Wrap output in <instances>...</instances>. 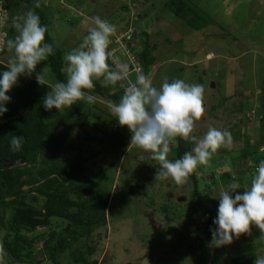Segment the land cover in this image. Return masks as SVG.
Masks as SVG:
<instances>
[{"label":"rangeland","instance_id":"rangeland-1","mask_svg":"<svg viewBox=\"0 0 264 264\" xmlns=\"http://www.w3.org/2000/svg\"><path fill=\"white\" fill-rule=\"evenodd\" d=\"M173 1L187 5L214 25L193 31L168 10L167 4ZM173 1L39 0V3L48 17L47 28L53 43L64 55L79 47L89 29L95 26L97 16L113 25L116 23L118 31L127 28L126 34L137 32L133 40L138 47H132L134 49H139L144 41L140 34L147 33L150 44L155 47V61L148 77L158 88L164 77L169 82L174 79L188 83L201 81L206 111L196 123L194 135L202 137L209 126L231 133L232 146L221 148L218 153L222 157L221 166L228 167L237 179L244 167L241 153L245 150V138L250 144L264 139V124L262 127L261 123L257 124L260 115H264V0ZM15 16L12 11L11 14L0 13V57L5 61L11 55L5 42L9 36L16 35L15 31L9 34L14 30ZM157 27L161 34L154 37ZM115 57L128 66L124 56ZM45 67L41 62L31 77L24 76L36 80V73ZM44 76L45 84L51 87L55 83L53 75L48 70ZM108 104L98 98L92 105L85 103L84 109L90 108L91 112L86 120L80 118V127L66 141L61 155L66 165L74 164L78 171L80 168L81 178L95 180L110 190L106 222L86 238L73 242L59 258V264H76L75 256L81 259L79 264H192L191 254L201 237L202 231L198 229L206 212L190 200L192 181L188 178L187 183L176 184L171 179L156 180L157 162L146 154L141 161L142 150L130 146L129 129L121 127L113 115L110 117ZM250 111L252 114H248ZM175 147L176 142L171 145L168 156L172 161ZM258 151L264 152L263 147ZM211 165L210 161L194 172L197 180L199 172L207 181L203 203L209 216L216 219L219 193L227 186L210 184ZM223 168L220 171H224ZM102 177L112 179L113 183L106 184ZM246 185L250 186V181ZM29 202L40 207L42 200ZM66 225L52 220L50 228L41 227L21 235L35 240L37 257L42 258L44 236L53 228L59 233ZM6 235L5 231L0 232V246ZM12 238L8 236L7 241ZM0 253V264H10L3 248ZM207 254L216 255L220 264H234L233 259L254 264L258 256H264V238L252 225L250 234L234 236L230 245L216 247L211 241ZM43 264L53 262L45 260Z\"/></svg>","mask_w":264,"mask_h":264},{"label":"trees","instance_id":"trees-1","mask_svg":"<svg viewBox=\"0 0 264 264\" xmlns=\"http://www.w3.org/2000/svg\"><path fill=\"white\" fill-rule=\"evenodd\" d=\"M44 3L43 6L46 7ZM34 4V0H0V7L4 11L10 14L12 11L19 15L30 9L34 10L39 15L41 24L48 26L46 13L41 6L38 9L34 8ZM167 8L175 18L184 21L193 31L198 32L214 25L210 23L209 18L191 11L181 2L177 4L174 1L170 2ZM14 31L15 29L9 34L12 35ZM137 35L138 33H132L125 43L129 50L135 53L143 74L148 76L155 61L153 57L155 47L150 44L148 34L141 33L140 36L144 40L141 47L132 48L138 47L137 44L134 45L136 39L133 40ZM45 43L51 44L54 51L44 63L55 82H64L65 74L62 71L64 52L54 45L49 31L46 33ZM4 70H7V64L0 57V72ZM197 83L201 84V81ZM50 88L47 84L42 86L36 80L22 75L8 93L11 99L5 105L7 112L0 116V232L5 231L7 238L13 236L11 241L5 238L2 246L6 252L5 258L10 264H43L45 260L59 264V258L73 242L86 238L94 230L103 227L106 222L105 214L110 190L100 186L95 180L81 178L80 168L78 171L76 165H66L61 159L66 149V141L77 127H80V118L84 117L86 120L91 110L90 108L85 110V102L82 101L63 111L46 110L43 107V99ZM90 94L108 103H118L123 91L119 89L118 84L102 87L101 83L96 81L95 88ZM248 114H252V111ZM259 123L262 127L264 115H260L257 124ZM12 135L24 137V142L18 151H13L10 147ZM175 142L174 161L194 147L191 142H185L180 138ZM260 147H263L264 151V139L250 144L245 138V150L243 149L241 153L245 168L240 171L237 179L233 177L228 167L224 169L221 166L223 162L218 150L211 159L213 172L208 178L210 184L217 187L228 186L235 180L241 184L240 190H244L246 183L251 182L253 170L258 167L260 160H264V152L258 151ZM249 161H252L251 165H248ZM215 168L219 169V172H216ZM222 168L224 171H220ZM198 175V180L195 172L188 177L192 181L190 200L194 206L206 212L204 222L198 229L202 234L196 241L191 261L192 264H206L211 259L214 264H220L216 255L207 254V246L212 241L211 230L216 226L213 223L215 219L209 216L203 203L202 194L208 189V186H205L207 181L203 180L199 172ZM103 180L106 184L113 183L112 179ZM38 199L42 200L40 207H35L29 202L36 203ZM52 220H60L62 224L67 225L59 233L53 228L51 233L44 236L40 251L42 258H39L38 252L36 253L34 249L35 240L28 239L21 233H33L41 227L50 228ZM0 257H2L1 253ZM74 260V263L79 264L81 259L75 256ZM233 263L245 264L237 259H233Z\"/></svg>","mask_w":264,"mask_h":264},{"label":"clouds","instance_id":"clouds-1","mask_svg":"<svg viewBox=\"0 0 264 264\" xmlns=\"http://www.w3.org/2000/svg\"><path fill=\"white\" fill-rule=\"evenodd\" d=\"M39 7L37 0L34 8ZM2 12L6 14L0 7ZM94 23L95 26L89 29L79 47L64 55L62 71L65 81L51 85L43 99V107L49 111H59L81 101L92 105L96 97L90 93L96 81L102 87L126 82L119 102L108 104L111 115L121 127L129 129L130 146L142 150L141 161L146 154L157 162L159 167L156 180L171 179L176 184L187 183L190 174L199 166L208 165L219 149L232 146L231 133L209 126L202 137L194 135L196 123L206 111L203 85L188 83L183 79L169 82L164 77L158 88L142 73L137 74L135 80L131 79L128 66L108 50L115 25L99 16L94 18ZM12 25L16 35L5 42L11 55L6 60L7 70L0 72V116L7 112L5 105L11 99L8 93L18 83L19 77H31L37 65L45 62L54 51L51 44L45 43L48 28L41 24L36 11L30 9L15 16ZM110 59L115 67L109 65ZM48 70L46 66L40 73H36L38 84H45L44 74ZM177 138L191 142L194 147L180 159L172 161L168 156ZM23 142V136L12 135L10 147L18 151ZM240 189L241 184L234 180L219 193L218 214L213 221L216 227L211 230L212 243L216 247L230 245L234 236L238 238L250 234L252 225L260 230L261 238H264V160H260L255 168L250 186H245L242 191ZM208 262L213 261L209 259L206 264ZM254 264H264V256H258Z\"/></svg>","mask_w":264,"mask_h":264},{"label":"built area","instance_id":"built-area-1","mask_svg":"<svg viewBox=\"0 0 264 264\" xmlns=\"http://www.w3.org/2000/svg\"><path fill=\"white\" fill-rule=\"evenodd\" d=\"M126 32L122 33L120 36L116 38V36L111 40L112 43L109 46V51L112 52L113 56L115 57L117 54H120L121 56H124L126 59V62L128 64V68L130 71V78L135 80L137 74H143V69L138 62L137 58L135 57V54L129 50L127 47L125 41H128L130 39L131 33L126 34ZM109 65L111 67H115L112 60L110 59L108 61ZM119 89L124 92V86H126V82H118ZM28 264V263H25Z\"/></svg>","mask_w":264,"mask_h":264},{"label":"crops","instance_id":"crops-1","mask_svg":"<svg viewBox=\"0 0 264 264\" xmlns=\"http://www.w3.org/2000/svg\"><path fill=\"white\" fill-rule=\"evenodd\" d=\"M144 3H146V2H144ZM138 4H139V3H138ZM161 22H163V21H161ZM159 23H160V22L157 21L156 24L159 25ZM125 27H126V26L124 25V28H125ZM115 28H116L115 31L118 32V33H115L116 35L122 34V33H124V32L127 31V28H125L123 31H118V30H117V24H116V23H115ZM120 30H121V28H120ZM133 33H134V30H133ZM135 34H137V32H135ZM158 34H161V30L158 31V27H157V28H156V32L154 33L153 36L155 37V36L158 35ZM133 39H136V37L134 36Z\"/></svg>","mask_w":264,"mask_h":264},{"label":"bare ground","instance_id":"bare-ground-1","mask_svg":"<svg viewBox=\"0 0 264 264\" xmlns=\"http://www.w3.org/2000/svg\"><path fill=\"white\" fill-rule=\"evenodd\" d=\"M247 172V171H246Z\"/></svg>","mask_w":264,"mask_h":264}]
</instances>
